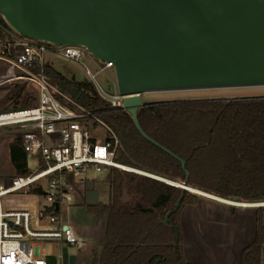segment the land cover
Here are the masks:
<instances>
[{"label":"trees","instance_id":"16d2710c","mask_svg":"<svg viewBox=\"0 0 264 264\" xmlns=\"http://www.w3.org/2000/svg\"><path fill=\"white\" fill-rule=\"evenodd\" d=\"M22 37L0 16V41ZM32 72L73 102L94 112L116 134V159L165 180L187 182L219 197L241 201L264 200V96L238 98L176 99L144 102L138 122L153 140L184 160H178L145 140L130 115L100 97L87 79L77 80L56 69L50 61ZM4 100L13 107H29L36 97L26 91V81L10 84ZM16 175L28 173L20 134L8 145ZM106 181V203H79L96 220L104 219L101 249L90 264H192L182 254L179 213L194 204L198 195L162 180L111 168ZM123 188L127 199L123 200ZM182 195L179 207L161 221ZM264 246V208L255 209V237L240 253L239 264H261Z\"/></svg>","mask_w":264,"mask_h":264},{"label":"water","instance_id":"95a60500","mask_svg":"<svg viewBox=\"0 0 264 264\" xmlns=\"http://www.w3.org/2000/svg\"><path fill=\"white\" fill-rule=\"evenodd\" d=\"M0 16L23 38L81 46L97 61L111 62L136 130L182 168L183 159L141 128L142 93L264 85V0H0ZM187 176L181 183L162 181L191 191Z\"/></svg>","mask_w":264,"mask_h":264},{"label":"built area","instance_id":"2783aa9c","mask_svg":"<svg viewBox=\"0 0 264 264\" xmlns=\"http://www.w3.org/2000/svg\"><path fill=\"white\" fill-rule=\"evenodd\" d=\"M86 52L81 46L23 37L0 41V61L6 64L0 73V86L26 81L37 88L33 106L13 108L7 104L0 108V129L13 128L20 134L28 169V173L13 176L6 185L0 184V264H51L48 257L41 255L38 239L83 247L85 239L59 214L63 206L67 209L72 204L76 180L106 175L111 168L165 180L118 161L119 140L113 130L96 113L73 102L46 76L31 70L34 65L43 67L49 55L84 65L82 57ZM99 63L103 68L113 67L111 62ZM85 73L100 97L111 107L124 110L117 89L108 94L87 67ZM29 160L35 164L33 169L28 168ZM15 193L41 200L32 207H27L26 202H18L25 206L15 207L10 205L13 198L9 197Z\"/></svg>","mask_w":264,"mask_h":264},{"label":"crops","instance_id":"0c3cea01","mask_svg":"<svg viewBox=\"0 0 264 264\" xmlns=\"http://www.w3.org/2000/svg\"><path fill=\"white\" fill-rule=\"evenodd\" d=\"M104 176L96 175L90 179L79 180L75 184L73 202L70 206L81 207L74 210L78 226H72L64 216H61V219L68 223L78 236L85 239V244L78 249L59 242L63 251L75 248L78 252L68 256L66 260H62L60 256L59 264H90L92 257L100 252L104 219L96 220L93 215L94 219L90 221L89 215L83 213L87 211L79 204V199L88 204L108 202L109 195L107 196L105 188L101 190L102 184L99 182H107ZM81 186L84 188L79 192ZM102 192H105L104 200L100 199ZM121 198L125 200L127 196L122 194ZM216 199L198 194L197 201L194 204H186L179 213L182 254L187 263L239 264L241 250L255 237V211L238 205H233L232 209L231 203ZM78 219L83 220L80 222ZM85 219H88L87 223L83 222Z\"/></svg>","mask_w":264,"mask_h":264},{"label":"rangeland","instance_id":"374dc122","mask_svg":"<svg viewBox=\"0 0 264 264\" xmlns=\"http://www.w3.org/2000/svg\"><path fill=\"white\" fill-rule=\"evenodd\" d=\"M49 61L52 65L58 69L59 71L63 72L68 77L73 76L77 80L87 79V75L85 73V67H87L92 73L95 74L96 81L100 85V87L108 94H113L115 92L116 83H115V75L114 69L112 68H103L101 63H99L94 57H92L88 52L82 57V62L84 65H81L77 62H73L70 60L60 59L58 57H54L49 55ZM85 66V67H84ZM6 64L0 61V73L4 72ZM88 80V79H87ZM10 85L8 83L0 86V108L4 105L8 104V101L4 100V96L7 93ZM26 91L33 96H37V88L31 82H26ZM255 96H264V85H245V86H226V87H211V88H191V89H173V90H156V91H146L142 93V101L144 102H152V101H162V100H176V99H205V98H238V97H255ZM16 130L13 128H6L0 129V184L6 185L9 180L15 176V172L13 167L11 166L8 154V145L14 138ZM35 164L31 160L28 161V168L33 169ZM120 171H124L118 169ZM132 172V171H127ZM136 173V172H133ZM139 174V173H137ZM142 175V174H141ZM93 176L89 175L85 179H90ZM107 174L104 176L106 179ZM169 181V180H168ZM102 184V189H106L107 196L109 195V185L108 182L99 181ZM174 182V181H170ZM78 183V180L75 181V184ZM176 183V181L174 182ZM84 186L79 188V192L83 191ZM196 189V188H193ZM100 190V189H99ZM198 192L202 191L197 189ZM191 193H195L198 195V192L195 191H188ZM205 192V191H202ZM208 193V192H206ZM212 194V193H208ZM214 195V194H212ZM13 198V202L10 205H14L15 207H23L25 205L18 204V202H26L27 207H32L36 205L37 200H41L40 198H35L31 196H26L22 194H11L9 197ZM26 196V197H25ZM82 195H80L81 197ZM123 196H127L126 191L123 188ZM217 196V195H215ZM78 197V199L80 198ZM219 197V196H218ZM105 192H102V196L100 199L104 200ZM223 198V197H220ZM226 200H230V198H223ZM29 201V202H28ZM79 201L81 202L82 199ZM42 202V201H40ZM239 202H247L253 204V206H248V210L255 211L256 208L262 207L264 208V204L261 206L256 205L255 203H264V200L260 201H241ZM5 208V204H2ZM239 207V206H238ZM81 209L79 206H69L68 209H65L64 206L62 207L59 214L68 218V222L72 226H78L76 222L77 218L75 219L74 210ZM238 209V208H237ZM83 212V210H82ZM84 214L87 213L89 215L90 221L94 219L93 214L88 212H83ZM79 220V219H78ZM83 219L79 220L80 222ZM79 222V224H81ZM85 223L88 222V219L83 221ZM37 244L40 246L41 255L43 257H54L56 259V264H59L60 260H66L69 258L68 256L77 254L75 248H69L66 251H63L62 247L59 244V241L56 240H44L38 239ZM83 251V249H82ZM61 256V259L59 257ZM261 264H264V246L261 253Z\"/></svg>","mask_w":264,"mask_h":264},{"label":"bare ground","instance_id":"6f19581e","mask_svg":"<svg viewBox=\"0 0 264 264\" xmlns=\"http://www.w3.org/2000/svg\"><path fill=\"white\" fill-rule=\"evenodd\" d=\"M190 190H192V191H195V192H198V190L197 189H193L192 187L190 188ZM198 194H200V195H205V196H209V197H215V198H217L216 200H218V199H220V200H223V201H226V202H228V203H231V204H233V205H238V206H244V207H248V206H253V204H251V203H247V202H239V201H232L231 199L230 200H226V199H223V198H220V197H218V196H215V195H212V194H208V193H206V192H202V191H200V192H198ZM29 202V201H28ZM225 202V203H226ZM24 204H26V203H24Z\"/></svg>","mask_w":264,"mask_h":264}]
</instances>
